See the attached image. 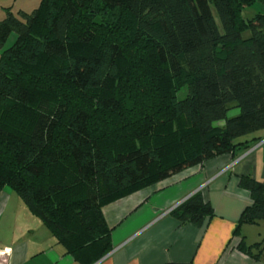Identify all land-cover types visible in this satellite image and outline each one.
<instances>
[{
    "label": "trees",
    "instance_id": "obj_1",
    "mask_svg": "<svg viewBox=\"0 0 264 264\" xmlns=\"http://www.w3.org/2000/svg\"><path fill=\"white\" fill-rule=\"evenodd\" d=\"M256 2L41 0L8 11L0 192L12 188L76 261H99L112 248L106 205L260 139L264 14L243 17ZM239 185L251 205L236 234L264 221V178L242 175ZM172 214L201 227L214 209L199 191ZM239 248L264 257V241Z\"/></svg>",
    "mask_w": 264,
    "mask_h": 264
},
{
    "label": "crops",
    "instance_id": "obj_2",
    "mask_svg": "<svg viewBox=\"0 0 264 264\" xmlns=\"http://www.w3.org/2000/svg\"><path fill=\"white\" fill-rule=\"evenodd\" d=\"M41 0H0V20L8 11L32 12ZM0 49V54H1ZM260 139L235 156L207 161L132 193L103 208L112 228L111 250L94 264H264L240 250L264 237V221H238L251 205L250 193L239 177L264 178V130ZM203 192L214 214L199 227L183 224L172 211L197 192ZM262 241V240H261ZM4 264H81L68 254L42 219L6 186L0 192V262Z\"/></svg>",
    "mask_w": 264,
    "mask_h": 264
},
{
    "label": "rangeland",
    "instance_id": "obj_3",
    "mask_svg": "<svg viewBox=\"0 0 264 264\" xmlns=\"http://www.w3.org/2000/svg\"><path fill=\"white\" fill-rule=\"evenodd\" d=\"M258 13H262L264 14V4H262L261 2H256L254 3L252 6H249L248 8H245L244 11H243V17L245 19H250L252 17H254L256 14ZM214 15H215V18H216V21H217V24L220 28L221 31H223V26L220 22V19H219V16L217 14V12L214 10ZM15 34H12L10 36V38L8 39V43L6 46H9L11 45L14 40H15ZM251 36V32L249 29L245 30L243 32V37L244 38H249ZM187 94V88H182L178 93H177V97L178 99H182L186 96ZM239 113V110L237 108H234L230 111V116H235ZM264 241V237L262 239H260V241Z\"/></svg>",
    "mask_w": 264,
    "mask_h": 264
},
{
    "label": "built area",
    "instance_id": "obj_4",
    "mask_svg": "<svg viewBox=\"0 0 264 264\" xmlns=\"http://www.w3.org/2000/svg\"><path fill=\"white\" fill-rule=\"evenodd\" d=\"M0 264H4V261L0 262Z\"/></svg>",
    "mask_w": 264,
    "mask_h": 264
}]
</instances>
